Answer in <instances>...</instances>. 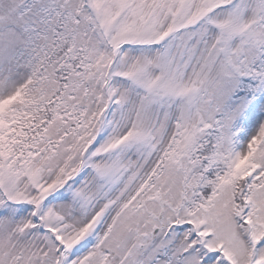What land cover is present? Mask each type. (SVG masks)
<instances>
[{
    "label": "snow or ice",
    "instance_id": "snow-or-ice-1",
    "mask_svg": "<svg viewBox=\"0 0 264 264\" xmlns=\"http://www.w3.org/2000/svg\"><path fill=\"white\" fill-rule=\"evenodd\" d=\"M0 264H264V0H0Z\"/></svg>",
    "mask_w": 264,
    "mask_h": 264
}]
</instances>
